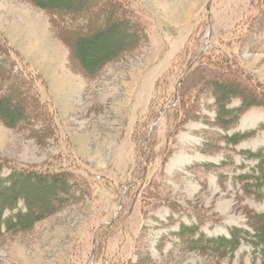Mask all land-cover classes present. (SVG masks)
<instances>
[{
  "label": "rangeland",
  "instance_id": "obj_1",
  "mask_svg": "<svg viewBox=\"0 0 264 264\" xmlns=\"http://www.w3.org/2000/svg\"><path fill=\"white\" fill-rule=\"evenodd\" d=\"M82 2L0 0V105L23 111L15 126L0 115L3 174L70 184L56 213L0 236V264H264L246 242L221 255L179 235L264 214V182L241 177L258 164L244 151L264 152V0ZM113 25L124 46L87 71L77 39ZM221 84L235 93L219 103Z\"/></svg>",
  "mask_w": 264,
  "mask_h": 264
},
{
  "label": "trees",
  "instance_id": "obj_2",
  "mask_svg": "<svg viewBox=\"0 0 264 264\" xmlns=\"http://www.w3.org/2000/svg\"><path fill=\"white\" fill-rule=\"evenodd\" d=\"M41 8L53 10L74 11L82 7V0H31ZM78 4L76 6L75 4ZM81 4V5H80ZM116 9L115 7H113ZM81 9V8H80ZM121 25V24H120ZM119 27L113 25L107 29L92 31L91 36L81 35L77 39V50L82 66L90 72L98 71L108 61L116 58L124 46L120 37ZM136 28V25L133 24ZM134 28V29H135ZM136 30V29H135ZM222 96L217 97L219 103L226 101L235 93L220 85ZM224 112H238L240 108H227L224 102ZM0 115L5 121L15 126L23 116L20 107L11 109L0 105ZM221 123H227L221 118ZM253 132H239L227 136L228 140L237 144L241 139L250 136ZM249 158L257 159L258 164L252 173L242 174L250 186L252 179L264 182V152L244 151ZM69 181L66 175L55 174L48 171L11 168L5 175L0 165V236L5 233H16L32 228L37 222L56 213L67 201L65 194L68 192ZM22 202V205L20 203ZM9 210L10 214L4 216ZM179 235L186 236L189 248L200 251H211L221 255H233L238 247L246 242L252 245L264 259V214L253 217L251 230L232 227L229 234L218 237H209L198 230V227L183 224Z\"/></svg>",
  "mask_w": 264,
  "mask_h": 264
},
{
  "label": "bare ground",
  "instance_id": "obj_3",
  "mask_svg": "<svg viewBox=\"0 0 264 264\" xmlns=\"http://www.w3.org/2000/svg\"><path fill=\"white\" fill-rule=\"evenodd\" d=\"M257 27V26H256ZM255 29V28H254ZM256 32V31H255ZM42 57V56H41Z\"/></svg>",
  "mask_w": 264,
  "mask_h": 264
}]
</instances>
